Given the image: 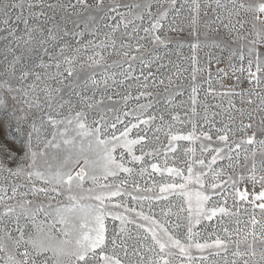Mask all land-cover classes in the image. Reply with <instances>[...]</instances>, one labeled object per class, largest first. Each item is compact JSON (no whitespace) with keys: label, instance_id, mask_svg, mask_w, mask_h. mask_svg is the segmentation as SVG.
<instances>
[{"label":"snow or ice","instance_id":"obj_1","mask_svg":"<svg viewBox=\"0 0 264 264\" xmlns=\"http://www.w3.org/2000/svg\"><path fill=\"white\" fill-rule=\"evenodd\" d=\"M2 128L0 264H264V0H0Z\"/></svg>","mask_w":264,"mask_h":264},{"label":"rangeland","instance_id":"obj_2","mask_svg":"<svg viewBox=\"0 0 264 264\" xmlns=\"http://www.w3.org/2000/svg\"><path fill=\"white\" fill-rule=\"evenodd\" d=\"M179 39L185 42L183 55L188 56L190 54L189 44L192 43V38L187 35V30L185 31L184 35L179 37ZM168 51L171 55L176 51V49L175 47H173ZM160 54H163V50H161ZM201 55H203V53H201ZM172 59L175 61L177 57L173 55ZM0 147L6 148L8 151L15 155L22 154V150L20 148V140L17 138L14 128L12 130H9L8 128L0 129Z\"/></svg>","mask_w":264,"mask_h":264}]
</instances>
